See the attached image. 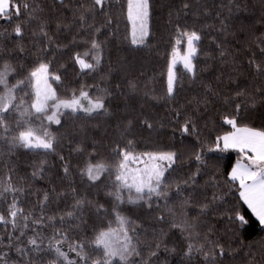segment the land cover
Instances as JSON below:
<instances>
[{
  "label": "trees",
  "instance_id": "16d2710c",
  "mask_svg": "<svg viewBox=\"0 0 264 264\" xmlns=\"http://www.w3.org/2000/svg\"><path fill=\"white\" fill-rule=\"evenodd\" d=\"M38 2L44 9L43 15L50 19V33L53 34L56 44L49 47L45 53V62L52 60L50 70H59L61 82H51L53 88L57 90L62 98H68L73 89L77 93L84 87L89 95L95 98L101 92L93 87L98 85L99 89L107 88L113 96L106 100L111 116L93 113L87 116L82 111L75 113L64 110L61 116V125L51 124L49 130L60 140L54 145V151L43 149L16 148L9 151V146L0 141V180L6 179L9 175L17 185H23L27 192H43L55 187L57 191H66L69 184L77 189L82 195L98 204H103L104 209L100 213L89 209L84 213L87 221L83 236L89 240L94 236L96 230L107 228L109 222L113 228L117 227L115 214L111 212L112 198L107 192L112 190L111 182L114 176L105 173L101 180L97 181L99 187L92 186L87 177H81L78 169L83 167L84 158L80 154L72 152L71 149L83 139L80 129H84L87 135L88 151H92L93 142L97 145V153L101 159L108 164H114L116 157L112 149L116 142L123 147L126 140H121L117 132V123L121 117L133 116L143 113L151 123L152 128H147L135 121V127L126 134L127 139L135 141V153L158 152V151H178L182 153L183 162L166 172L167 182L172 186L167 202L153 197L152 208L147 207L143 201L139 204H129L125 202L120 205L121 215L126 217L130 223L129 235L133 237V243L138 245L141 257L148 264H207L203 256L198 252L188 255V245L199 247L209 241L222 245L225 249L223 256L217 259L222 264H264L260 244L264 242V227L252 215L244 205L239 196L238 182L228 181V185L212 187L209 183L213 176L223 184L227 179L234 162L240 156V152L227 149L223 152L215 148L212 143L216 136L230 132L233 128L223 123V116L232 112L235 105L229 108L224 100L233 97L239 102L243 98L236 97L237 91H244L248 94L256 92L264 85V77L255 75L254 68H249L248 60L253 51L256 53L257 61L261 59L259 49L255 41L258 37L264 36V0H150L149 16V36L144 44L134 45L131 43V24L127 19L128 0H111L112 24L103 29L106 34L100 39H107V45L103 53V59L97 71L85 74L81 73L79 66L75 65L71 59L72 55L79 51L83 52L82 44L72 45L73 36L77 33V28L62 29L56 32L55 22L59 18L65 23L71 24L73 11L78 7L77 0H65V6H60L57 0H33ZM191 4V9H183V3ZM231 8V11H229ZM178 20L181 24L191 30H196L201 36L197 45V54L194 59L197 74L193 79L191 74L183 66L177 65L174 69L177 78V92L175 99L171 103L164 100L157 102L145 97L144 93L154 94L163 97L166 88V77L168 61L171 57L175 40V29ZM229 26L230 35L225 36L220 30V21ZM102 18L97 20V25ZM13 23L0 19V48L6 49L12 54V63L23 65L19 76H10V83H15L16 79L26 76L28 72L37 66V48L34 38L29 29L21 41L20 38L12 34ZM91 22V21H90ZM35 28V25L31 26ZM80 41V37H77ZM223 42L227 48V63H221L222 57L219 54L218 44ZM22 43L24 52H19L17 44ZM219 78V79H218ZM134 80L139 84L140 91L129 96L128 81ZM117 85H120L117 89ZM208 85H211L215 92L220 95H212L207 92ZM2 91V89H0ZM26 91L31 93L32 87ZM22 95V93H18ZM258 95V93H257ZM207 96V105L201 103L199 112L193 113L194 105H189L187 101L193 98L203 100ZM27 99V97H26ZM125 104L130 109H125ZM184 105L182 111H187L193 115L197 122V129L201 138L205 140L203 156L207 162V167H201L200 173L196 176L197 183L185 188L182 196L176 195V183L186 179L188 175L195 172L197 163L194 159L189 160V155L195 151H200L199 138L196 134H184L177 128V118L173 109ZM47 123V121H45ZM126 123V121H125ZM237 126H247L264 131V103H257L255 108L242 105V110L237 118ZM211 147L213 150L209 151ZM222 147V146H221ZM63 155L65 161L71 165L72 175L65 178L63 164L59 156ZM44 162L45 171L33 177L32 173ZM41 176L43 178H41ZM218 192L223 198L216 202L205 215H199V205L206 200H211L212 193ZM184 197H191V203L185 207L187 218L197 223L196 231L199 236L189 237L186 232H181L178 228H173V218L168 215V208H178ZM27 206L31 207L37 197L29 195L22 197ZM127 200V193L125 192ZM72 198L55 200L50 206L48 215L71 210ZM167 203V207H165ZM229 209H236L249 220L247 232L243 229L234 231L233 225L229 222L228 216L232 215ZM164 216V220L158 219ZM181 217H175V222L179 223ZM59 227V225H57ZM127 227V226H126ZM135 229L132 232L131 229ZM51 229L43 232L47 236ZM3 228L0 227V233ZM165 235L161 237V233ZM29 235L31 233L29 232ZM207 236V240L204 237ZM163 239L161 248L157 256H151L154 251V243ZM47 240H45V251H33L28 257H20L15 249L9 252L10 264H24L29 258L36 259V264H49L52 255H46ZM152 245V247H149ZM165 245L167 250H165ZM23 246V245H22ZM30 247V246H29ZM7 250V249H5ZM102 253L97 250L95 255ZM42 257V260L39 259ZM71 259H75L74 253H69ZM141 257H133L137 264H142ZM113 264H120L117 259Z\"/></svg>",
  "mask_w": 264,
  "mask_h": 264
},
{
  "label": "snow or ice",
  "instance_id": "6c2138e0",
  "mask_svg": "<svg viewBox=\"0 0 264 264\" xmlns=\"http://www.w3.org/2000/svg\"><path fill=\"white\" fill-rule=\"evenodd\" d=\"M57 2L60 6H65V0H57ZM77 4L78 7L73 11L72 23H65L58 18L55 27L57 33L73 26L77 28V33L73 36L71 43L73 46L78 43L82 44L84 51L75 52L71 59L75 65L79 66L81 73L89 74L98 70L103 59L108 41L106 38L100 39L99 37L101 35L106 36L103 29L112 24L113 17L110 11L112 3L111 0H77ZM191 7L190 3H183V9L190 10ZM149 9L150 0H128L127 19L132 23L131 43L134 45L144 44L149 36ZM43 12L44 9L41 4L33 2V0H0V19L9 23H13L14 20L19 21L15 22L12 34L22 41L30 29L31 35L38 45L37 66L32 68L26 76L16 79L15 83H10L9 77L19 76L23 65L13 64L12 54L6 49L0 48V89H2L0 91V141L9 146V151L16 148L54 151V145L59 144L60 140L49 130V126L62 124L61 116L64 115L62 110H69L72 113L82 111L87 116H92L93 113L104 116L113 115L108 104H106V100H109L113 93L107 88L99 89L98 85H94L93 87L101 92V95L95 98L90 96L84 87H81L78 93L77 90L73 89L68 98H62L53 88L50 81L59 83L62 77L61 74H58L59 70H50L52 60L45 62V53L49 47L56 44V40L49 29V24L52 21L46 18ZM99 18H102V21L97 25L96 22ZM32 25H35V28H32ZM220 30L225 36L231 34L229 26L224 20L220 21ZM176 33L175 45L168 61L164 96L157 97L154 92L151 95L148 92L144 93L145 97L157 102L164 100L171 103L178 95L174 68L178 62L179 46L182 43L186 44V54L179 59L182 60L184 69L191 74L193 79L197 74L193 58L197 54L196 42L200 41L201 36L196 30L189 31L179 26H177ZM77 37H80L79 42ZM255 43L261 59L257 61L256 53L253 51L248 60V66L254 68L256 76L264 77V36L258 37ZM217 47L222 57L221 63H227L230 55L227 48L223 46V42ZM17 48L21 53L25 51L22 43H18ZM127 83L130 97L140 91L137 81L129 80ZM29 86L33 89L31 93L26 91ZM116 87L119 89L120 85ZM206 87L208 93L220 95L213 90L211 85ZM18 93H22V95H18ZM236 97L243 99L239 102L233 97L224 100L225 105L229 108H232L233 104L235 107L231 113L223 116V123L230 125L234 131L216 136L212 143L221 152L229 148L238 149L241 153H245L247 150L251 153L248 156L250 163L243 165L238 161L232 167L231 172L227 174V179L223 181V184L216 176H213L209 183L216 188L228 185V181L238 182L240 198L251 209L259 225L264 227V131L247 126H237V118L242 110V105L246 109L247 107L255 108L257 103H264V85L251 94L237 91ZM84 101L87 102L86 105L83 103ZM208 102L207 96L203 100L193 98L187 101L189 105H194L193 113L199 112L201 103L207 105ZM183 108L184 105H179L178 108L173 109L177 118L183 117L182 121L177 119L176 126L181 133L197 135L200 151L193 150L189 155V160L194 159L196 161L197 169L186 179L176 183L177 196H182L185 190L182 186L195 185L197 183L196 176L200 173L201 167H207V162L203 156L205 140L201 138L198 132L194 116L187 111H182ZM125 109H130V106L125 104ZM135 121H139L147 128L153 127V123L143 116L142 112L132 118L121 117L120 122L117 123V132L120 139L126 140V143L121 147L120 143L116 142L115 147H113L112 152L116 157L114 164H108L99 157L95 142L91 146L92 151H88L89 146L84 129H80L83 139L71 149L72 152L80 154L84 158L83 167H80L78 171L82 178L87 177L92 186L99 187L97 181L104 183L101 177L105 173H109L110 177L114 176L111 182L112 190L107 192V195L112 198L111 212L115 214L117 227L113 228L109 222L107 228L96 230L89 242L88 238L82 235L83 226L87 224L84 213L93 208L97 213H100L102 209L107 213L103 204H98L90 200L87 195L80 194L71 184L66 191H57L55 187H52L42 193L39 191L27 192L23 185L14 183L9 175L6 179L0 180V227L3 228V232L0 233V264H10L9 252L12 249H15L22 258L30 256L33 251L44 252L45 240H47L45 254L52 255L54 253L49 264H113V260L117 258L120 264H137L132 258L141 257V252L138 245L133 243V237L129 235L130 223L126 217L121 215L120 205L125 202L139 204L143 201L147 207L152 208L153 197L167 202L172 186L167 182L165 174L170 169L173 172L176 171L173 166L177 165L178 162H183V154L173 150L134 154L135 141L127 139L126 134L135 127ZM208 150L212 151L213 149L209 147ZM141 157H146L143 160V168L133 169L129 167L131 164L140 162ZM59 159L65 161L63 155L59 156ZM43 164L44 162H41L40 167L32 173L33 177H37L45 171ZM63 172L65 178L72 175L71 165L67 161L63 164ZM41 178L43 177L41 176ZM125 192L127 193V200L125 199ZM29 195L37 197L31 207H28L25 199H22V197ZM68 195L73 201L71 210H66L59 215L47 214L49 206L55 200L66 199ZM222 198L218 192L214 191L211 200H206L199 205V215L207 214L208 210L213 208L216 202ZM191 199V197H184L178 208H168L167 210L168 215L173 218L171 225L173 228L186 232L189 237L193 235L198 237L197 223L190 221L184 211L185 207L191 203ZM165 207H167V203H165ZM228 211L232 213L228 219L233 225L234 231L243 229L247 232L249 220L236 209H229ZM178 215L181 217L179 223L175 222V217ZM158 219L164 220L165 217L162 215ZM48 229L52 230L51 233L47 236L43 235V232ZM131 230L135 232L134 228ZM164 235L162 232L161 237ZM204 239L207 240V236ZM162 243V238L154 243L155 250L151 251V256H157ZM97 250L102 254L95 255ZM165 250H167L166 245ZM260 250L262 260H264V242L260 244ZM70 252L75 254V259L69 257ZM193 252L200 253L207 264H222L217 257L223 256L225 249L222 245L209 241L199 247L189 244L187 254L191 255ZM39 259L42 260V257ZM141 261L142 264H148L147 261L143 260V257H141ZM24 264H36V259L29 258L24 261ZM252 264H256V262L253 260Z\"/></svg>",
  "mask_w": 264,
  "mask_h": 264
},
{
  "label": "rangeland",
  "instance_id": "374dc122",
  "mask_svg": "<svg viewBox=\"0 0 264 264\" xmlns=\"http://www.w3.org/2000/svg\"><path fill=\"white\" fill-rule=\"evenodd\" d=\"M130 24H131V33H132V23L130 22ZM177 26H179V27H182V28H186V29H188L189 31H191V29H189V28H187V27H185V26H183L182 24H181V22H180V20H178V22H177V25H176V29H175V39H176V30H177ZM132 36V35H131ZM175 45V40H174V44H173V46ZM197 45H198V42H196V47H197ZM186 54V44H181L180 46H179V56H178V58H177V60H178V62L176 63V65H175V67L177 66V65H181V66H183V62H182V60H180L179 59V57H182L183 55H185ZM194 59H195V57L193 58V63H194ZM175 69V68H174ZM175 72V71H174ZM83 103H85V105H86V101H84ZM62 111H64V110H62ZM144 159H146V157H141V161L140 162H137V163H134V164H131V165H129V167L130 168H133V169H135V168H143L144 167V163H143V160Z\"/></svg>",
  "mask_w": 264,
  "mask_h": 264
},
{
  "label": "crops",
  "instance_id": "0c3cea01",
  "mask_svg": "<svg viewBox=\"0 0 264 264\" xmlns=\"http://www.w3.org/2000/svg\"><path fill=\"white\" fill-rule=\"evenodd\" d=\"M239 127V126H238ZM241 127H244V126H241ZM231 131H234V129H232ZM230 131V132H231ZM224 135V134H223ZM221 146L223 147V145L221 144ZM229 149H231V150H236V151H239L238 149H235V148H229ZM240 152V151H239ZM249 155H251V153H249L247 150L245 151V153H241L240 152V156L238 157V159L234 162V164H233V166L232 167H234L236 164H237V162L239 161L241 164H243V165H247V164H249L250 163V160L248 159V156ZM232 169V168H231ZM230 172H231V170H230ZM229 172V173H230ZM242 200V199H241ZM242 202H243V200H242ZM244 203V202H243ZM244 205L248 208V206L244 203ZM249 209V208H248ZM249 211L251 212V209H249ZM252 213V212H251ZM253 215V214H252ZM254 216V215H253ZM255 217V216H254ZM256 218V217H255Z\"/></svg>",
  "mask_w": 264,
  "mask_h": 264
}]
</instances>
